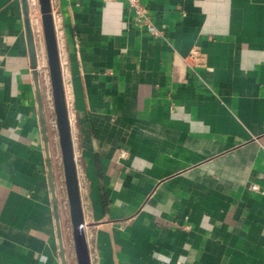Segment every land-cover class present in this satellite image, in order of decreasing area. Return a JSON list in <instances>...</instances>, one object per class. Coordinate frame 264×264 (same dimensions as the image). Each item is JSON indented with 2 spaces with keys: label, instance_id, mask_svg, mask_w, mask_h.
<instances>
[{
  "label": "crops",
  "instance_id": "1",
  "mask_svg": "<svg viewBox=\"0 0 264 264\" xmlns=\"http://www.w3.org/2000/svg\"><path fill=\"white\" fill-rule=\"evenodd\" d=\"M142 2L157 36L126 0H52L91 264H264V0ZM33 71L0 0V264H61Z\"/></svg>",
  "mask_w": 264,
  "mask_h": 264
},
{
  "label": "water",
  "instance_id": "2",
  "mask_svg": "<svg viewBox=\"0 0 264 264\" xmlns=\"http://www.w3.org/2000/svg\"><path fill=\"white\" fill-rule=\"evenodd\" d=\"M22 6L26 23L30 55L32 59V67L34 69L33 75L40 116L43 149L46 158L48 180L55 217L60 262L61 264H70L66 234L62 219L57 176L55 172L54 156L51 145L50 126L46 116L41 74L37 68V44L29 0H22ZM39 9L76 264H91L84 208L80 191L77 160L74 151L52 0H39Z\"/></svg>",
  "mask_w": 264,
  "mask_h": 264
},
{
  "label": "built area",
  "instance_id": "3",
  "mask_svg": "<svg viewBox=\"0 0 264 264\" xmlns=\"http://www.w3.org/2000/svg\"><path fill=\"white\" fill-rule=\"evenodd\" d=\"M126 1L128 2L129 6L134 10L136 23L140 26H142V25L149 26L151 29V32L155 36L159 35L160 30L153 28V23L150 19L148 10H147L146 6L143 4L142 0H126ZM29 5H30V10H31V16H33L32 22L34 25V32L39 37H41L43 35H42V27H41V22H40L41 20H40L39 0H29ZM198 54H199V52L194 50L191 52V57L195 58ZM39 69L44 74V78H45V81L47 83V88L51 93L47 63L45 62L44 64L40 65ZM51 98H52V96H51ZM52 105H53V103H52ZM54 125H55V122H54ZM55 127H56V125H55ZM253 187L258 188L257 185H254Z\"/></svg>",
  "mask_w": 264,
  "mask_h": 264
},
{
  "label": "rangeland",
  "instance_id": "4",
  "mask_svg": "<svg viewBox=\"0 0 264 264\" xmlns=\"http://www.w3.org/2000/svg\"><path fill=\"white\" fill-rule=\"evenodd\" d=\"M40 20H41V16H40ZM41 22V21H40ZM56 134H57V132H56ZM65 195L63 196V199L62 200H65ZM67 199V198H66ZM68 203V202H67Z\"/></svg>",
  "mask_w": 264,
  "mask_h": 264
},
{
  "label": "bare ground",
  "instance_id": "5",
  "mask_svg": "<svg viewBox=\"0 0 264 264\" xmlns=\"http://www.w3.org/2000/svg\"><path fill=\"white\" fill-rule=\"evenodd\" d=\"M32 18H33V16H32Z\"/></svg>",
  "mask_w": 264,
  "mask_h": 264
}]
</instances>
